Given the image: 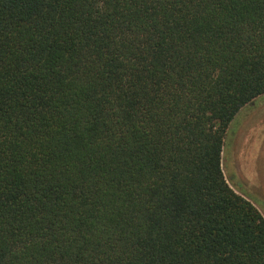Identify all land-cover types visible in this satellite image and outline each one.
I'll return each instance as SVG.
<instances>
[{
  "label": "trees",
  "instance_id": "obj_1",
  "mask_svg": "<svg viewBox=\"0 0 264 264\" xmlns=\"http://www.w3.org/2000/svg\"><path fill=\"white\" fill-rule=\"evenodd\" d=\"M263 96L264 0H0V264H264Z\"/></svg>",
  "mask_w": 264,
  "mask_h": 264
},
{
  "label": "rangeland",
  "instance_id": "obj_2",
  "mask_svg": "<svg viewBox=\"0 0 264 264\" xmlns=\"http://www.w3.org/2000/svg\"><path fill=\"white\" fill-rule=\"evenodd\" d=\"M228 133L225 176L264 216V96L243 108Z\"/></svg>",
  "mask_w": 264,
  "mask_h": 264
}]
</instances>
